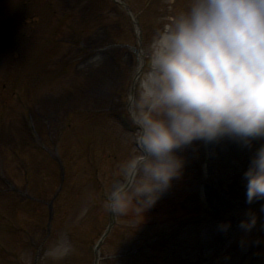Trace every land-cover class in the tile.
<instances>
[{"label": "rangeland", "instance_id": "1", "mask_svg": "<svg viewBox=\"0 0 264 264\" xmlns=\"http://www.w3.org/2000/svg\"><path fill=\"white\" fill-rule=\"evenodd\" d=\"M9 1L16 6L22 3L25 13L8 12L7 1L0 0V12L9 16V20L0 19V116L4 128L0 170H4L14 186L21 190L26 183L24 171L31 168L34 173L30 184L32 194L50 198L59 182L58 166L51 158H44L45 154L30 148V142L26 141L30 138L24 137L22 122L26 121L30 111L35 114V108L45 101H60L58 108L50 112L42 109L45 115H35V119L42 129V137L37 141L51 154L60 152L68 172L66 189L55 206V235L47 244L50 246L62 237L72 250L61 259L47 255L44 263L87 264L86 250L101 236L108 216L103 208L104 187L113 179L117 163L131 147L128 141L130 126L125 130L120 115L113 119L109 113L119 109L118 105L123 109L122 98L116 90L125 91L128 74L136 61L126 57L123 74L113 73V81H109L107 69L112 68L111 57L121 49L130 53L129 47L139 48L137 29L125 19H119L112 0H102L95 5L96 12L87 11L85 7H90L83 6L84 0H66L63 8L59 0ZM127 1L145 28L143 43L182 7V0H161L151 4H148L150 0ZM69 3L70 14L65 8ZM76 6L87 14L78 11ZM88 22L94 23L96 29L100 26L89 36L90 44L97 51L90 52L93 57L83 63L93 72L96 83L86 79L79 81L71 71H60L63 62L59 56L64 52L69 55L68 47L63 43L73 36L68 27L74 24L81 28ZM109 23L122 31L116 29L115 35L109 34ZM40 33L46 34L47 38L53 35L52 42L51 39L44 44L40 42ZM59 39L65 41L59 44ZM122 40L127 43L125 48H122ZM102 50L108 53H102ZM17 51L21 53L19 59L16 58L20 54L15 58ZM70 62L66 58L64 63ZM62 96L64 100L61 101ZM78 104L84 110L75 115L70 111L75 107L77 111ZM87 112L90 114H85ZM120 114H124L123 111ZM45 116L46 126L42 125ZM200 143L198 141L183 151L186 158L183 175L148 211L136 231L119 218L105 245L107 259L102 264H264V211L261 210L264 200L246 202L244 178L253 153L264 140L255 141L251 147H242L230 140L213 144L212 180L208 186L215 191L209 192V198L217 197L221 205L211 216L202 207L204 203L196 200L202 181L197 172L203 161ZM17 200L0 193V264H7L13 253L22 261L20 264H31L29 258L34 252L29 250L28 243L27 246L24 244L25 249L20 246L18 234L9 223L12 224L14 219L22 223L21 238L29 237L28 233L36 242L41 235L40 228L47 220L46 210L35 204L24 205L20 208L23 211L19 212ZM210 209L213 212V208ZM32 211L33 217H27ZM249 211L258 216V221L250 231H245L240 224ZM224 225L228 227L225 229ZM131 254L135 256L128 257Z\"/></svg>", "mask_w": 264, "mask_h": 264}, {"label": "clouds", "instance_id": "2", "mask_svg": "<svg viewBox=\"0 0 264 264\" xmlns=\"http://www.w3.org/2000/svg\"><path fill=\"white\" fill-rule=\"evenodd\" d=\"M122 104L131 147L104 187L103 208L136 231L183 175L185 149L264 140V0H182L142 43ZM244 178L246 202L264 200V144ZM257 221L249 211L240 227L250 231ZM71 250L60 237L46 255Z\"/></svg>", "mask_w": 264, "mask_h": 264}]
</instances>
